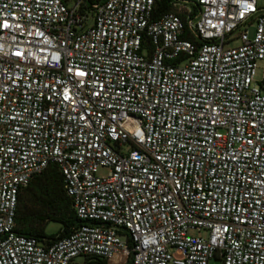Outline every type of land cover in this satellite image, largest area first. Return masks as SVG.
I'll return each mask as SVG.
<instances>
[{
    "label": "built area",
    "instance_id": "built-area-1",
    "mask_svg": "<svg viewBox=\"0 0 264 264\" xmlns=\"http://www.w3.org/2000/svg\"><path fill=\"white\" fill-rule=\"evenodd\" d=\"M50 165L84 224L46 245L14 230ZM213 258L264 264L257 0H0V264Z\"/></svg>",
    "mask_w": 264,
    "mask_h": 264
},
{
    "label": "trees",
    "instance_id": "trees-1",
    "mask_svg": "<svg viewBox=\"0 0 264 264\" xmlns=\"http://www.w3.org/2000/svg\"><path fill=\"white\" fill-rule=\"evenodd\" d=\"M104 0H85L88 5ZM84 221L77 218L64 190L59 168L50 165L34 177L18 198L14 232L50 245L68 238ZM54 225L56 230L47 232Z\"/></svg>",
    "mask_w": 264,
    "mask_h": 264
},
{
    "label": "rangeland",
    "instance_id": "rangeland-1",
    "mask_svg": "<svg viewBox=\"0 0 264 264\" xmlns=\"http://www.w3.org/2000/svg\"><path fill=\"white\" fill-rule=\"evenodd\" d=\"M257 4H258V7H260L261 9L264 10V0H257ZM252 32H253V30L251 29V30H250V33H252ZM237 46H239V42H237V41H233V42H231V43L229 44V47H230V48H235V47H237ZM102 174H103V173H102ZM56 228H57V227H55L54 225H50V226L47 228V232L54 231V230H56ZM190 234L193 235V236H196V235L205 236L204 234H199V233H196V232H191ZM76 261H77V262H80L79 259L76 260ZM208 264H221V262H220L217 258H213V259H211V260L208 262Z\"/></svg>",
    "mask_w": 264,
    "mask_h": 264
}]
</instances>
